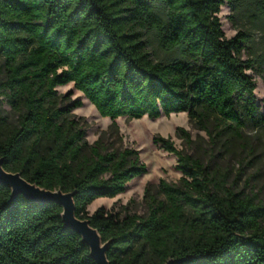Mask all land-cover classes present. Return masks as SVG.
Returning <instances> with one entry per match:
<instances>
[{
    "label": "trees",
    "instance_id": "1",
    "mask_svg": "<svg viewBox=\"0 0 264 264\" xmlns=\"http://www.w3.org/2000/svg\"><path fill=\"white\" fill-rule=\"evenodd\" d=\"M226 2L0 0V158L40 187L75 192L76 214L109 242L110 264H264V201L237 190L215 159L244 139L248 123L264 126L248 73L262 68L243 58L247 31L226 36L219 17ZM149 31L180 56L155 60ZM69 83L113 121L186 112L218 149L213 165L157 135L154 143L177 156L178 182L160 181L163 198L147 193L146 215L105 207L90 214L89 205L125 192L147 165L136 149H110L102 136L88 141L73 116L83 102L66 103L57 89ZM5 102L15 121L1 113ZM177 134L193 142L187 129ZM11 193L0 184V264H97L65 227L60 204L10 201Z\"/></svg>",
    "mask_w": 264,
    "mask_h": 264
},
{
    "label": "rangeland",
    "instance_id": "2",
    "mask_svg": "<svg viewBox=\"0 0 264 264\" xmlns=\"http://www.w3.org/2000/svg\"><path fill=\"white\" fill-rule=\"evenodd\" d=\"M155 9L166 17V8L162 3L156 2ZM219 17L228 38L234 37L240 29L247 31L250 35L243 58H256L259 61L257 67L262 68L261 74L253 69L248 70V73L256 81L255 99L260 113L264 115V0H227L221 8ZM146 38L155 60H167L180 56V50L166 51L161 46L160 38L155 31H149ZM1 65L0 59V68ZM3 75L4 73L0 72V79ZM57 89L59 94L64 96L66 103H73L76 100L83 102L81 107L73 110V116L85 126L90 143L102 136L110 149H136L147 165V171L133 179L125 192L114 198L96 199L89 205L90 214L100 207H105L122 215L126 213L146 215L149 210L147 193L163 198L158 192L160 181L178 182L181 172L176 168L177 156L154 143V137L157 135L171 138L178 149L201 158L205 164L213 165L216 159L222 169L228 170L230 183L237 190L247 195H256L258 199L264 201V126L254 127L248 123L244 128V139L240 143L233 140L228 142L227 148L223 149L221 155L211 159L212 153L217 154L218 149L211 150L208 134L195 127L186 112L170 116L163 115L160 118L119 117L113 121L109 117L101 116L95 106L74 87L73 83L59 86ZM1 113L8 115L12 121L16 120L15 113L6 102L3 104ZM180 127L191 133L193 139L191 144H187L177 134V129Z\"/></svg>",
    "mask_w": 264,
    "mask_h": 264
},
{
    "label": "water",
    "instance_id": "3",
    "mask_svg": "<svg viewBox=\"0 0 264 264\" xmlns=\"http://www.w3.org/2000/svg\"><path fill=\"white\" fill-rule=\"evenodd\" d=\"M0 184L11 188L12 201L16 196L23 195L32 202L53 201L63 207L62 218L65 227L79 233L82 241L90 248V255L97 264H110L107 251L109 242H103L97 228L91 225L88 218H81L76 214L75 192H64L61 189L50 190L40 187L25 179L20 172L8 171L4 167V158H0ZM180 260H169L166 264H177Z\"/></svg>",
    "mask_w": 264,
    "mask_h": 264
}]
</instances>
